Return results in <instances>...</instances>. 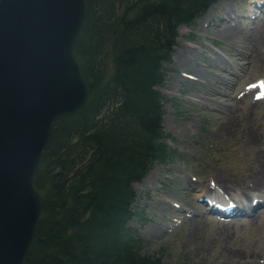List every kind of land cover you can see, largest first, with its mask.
Listing matches in <instances>:
<instances>
[{
	"label": "trees",
	"instance_id": "1",
	"mask_svg": "<svg viewBox=\"0 0 264 264\" xmlns=\"http://www.w3.org/2000/svg\"><path fill=\"white\" fill-rule=\"evenodd\" d=\"M217 0H86L74 43L89 97L55 121L34 184L41 212L24 264H164L128 225L142 220L133 181L181 157L162 127L181 23ZM141 182V181H140Z\"/></svg>",
	"mask_w": 264,
	"mask_h": 264
},
{
	"label": "rangeland",
	"instance_id": "2",
	"mask_svg": "<svg viewBox=\"0 0 264 264\" xmlns=\"http://www.w3.org/2000/svg\"><path fill=\"white\" fill-rule=\"evenodd\" d=\"M257 1L217 0L191 25H179L171 61L165 62L171 70L156 86L165 96L162 127L174 137L167 142L184 157L157 163L141 182L132 184L133 207L144 215L128 225L137 233L142 251L161 256L164 264H264V244L255 227L229 224L227 236V230L221 235L225 222L215 221L222 216L204 213L207 207L198 197L203 184H215L217 174L242 168L246 155H251L244 145L251 139L264 156V110L254 104L255 93L251 101L243 97L244 86L264 77V62L241 47L256 20L264 33V1L261 7ZM222 3L230 4L236 20L232 22L240 28L235 37L219 35ZM207 15V25H200ZM187 44L198 49L187 53L182 50ZM182 55L189 63L186 67L179 61ZM230 78L235 82L226 85ZM210 81L229 96L215 93ZM224 115L232 118L225 121ZM152 172L154 181L141 187ZM204 240L207 244L202 245Z\"/></svg>",
	"mask_w": 264,
	"mask_h": 264
},
{
	"label": "water",
	"instance_id": "3",
	"mask_svg": "<svg viewBox=\"0 0 264 264\" xmlns=\"http://www.w3.org/2000/svg\"><path fill=\"white\" fill-rule=\"evenodd\" d=\"M86 10V0H0V264H24L44 148L55 121L88 99L74 53Z\"/></svg>",
	"mask_w": 264,
	"mask_h": 264
},
{
	"label": "bare ground",
	"instance_id": "4",
	"mask_svg": "<svg viewBox=\"0 0 264 264\" xmlns=\"http://www.w3.org/2000/svg\"><path fill=\"white\" fill-rule=\"evenodd\" d=\"M229 7L230 4L226 5V3H222L219 6L222 12V16L220 15V18L223 21V23L220 25L221 28H219V35L225 38L232 36L235 37L240 31L238 24L232 22L236 20L233 15H231ZM208 15L205 17V19H202L200 21V25H203L204 23L205 26L207 25L206 21L209 17ZM262 28L263 27L261 26L260 20H256L254 23H252V27L249 29V35L245 37V41L241 45V47H243L246 53L250 56L252 55L257 59H260L259 61L264 62V33ZM180 30L182 31V29ZM195 47L196 48L187 44V46H184L182 50L189 53L192 50L194 51V49H198L197 45ZM185 59L183 55L179 58L180 63H182L184 67L189 64ZM234 82L235 81L230 78V81L226 80L225 84L230 85V83ZM209 84L211 85L210 88L212 90L214 88L217 89H214L215 93H221L224 96H229L220 87H217L214 82L210 81ZM258 89V86L254 87L253 89L247 88V90H245L244 92L243 97L249 98V100L251 101V99L254 98L255 93V99L253 100L254 104H256V106L259 105L264 110V90L261 89V91L256 94V91ZM222 117L225 118V121H230V119L228 118H232L231 116L227 115H224ZM232 124L233 123H223L222 125L230 127L232 126ZM263 136L264 133L262 135V138L264 139ZM251 141L252 143L248 141V143L244 145L251 150V155L250 153L246 155V158L244 159L245 164L242 166V168L234 171L233 173H229L228 170H225L226 172L223 171L217 174L215 176V184L212 183L209 186H207V183L203 184L204 186H202V192H199L200 194L198 195V197H202L208 202L209 212L222 216L221 219L218 218L215 221L217 224L225 222L222 224V227L220 226L221 235L224 231L229 229V224L252 226L253 228L255 227L257 233L260 234L259 238L264 244V156L262 153L258 154L257 145L254 144V139H251ZM153 177L154 173L152 172L149 175L148 179L144 183H142L141 187L147 186L151 182H153ZM138 185L139 184L136 185L137 188ZM213 189L221 191L222 195H214L211 192ZM259 221H261V223H259ZM227 233L228 230L224 233V235L227 236ZM209 237L210 236H207V238ZM203 243L204 244L202 245L207 244L205 240Z\"/></svg>",
	"mask_w": 264,
	"mask_h": 264
}]
</instances>
